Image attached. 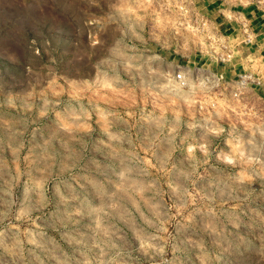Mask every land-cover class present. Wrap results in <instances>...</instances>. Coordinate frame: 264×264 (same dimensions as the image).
<instances>
[{
	"label": "rangeland",
	"instance_id": "obj_1",
	"mask_svg": "<svg viewBox=\"0 0 264 264\" xmlns=\"http://www.w3.org/2000/svg\"><path fill=\"white\" fill-rule=\"evenodd\" d=\"M252 10L257 33L264 0H0V264H264V103L205 41Z\"/></svg>",
	"mask_w": 264,
	"mask_h": 264
},
{
	"label": "built area",
	"instance_id": "obj_2",
	"mask_svg": "<svg viewBox=\"0 0 264 264\" xmlns=\"http://www.w3.org/2000/svg\"><path fill=\"white\" fill-rule=\"evenodd\" d=\"M228 20L233 39L227 38L221 32V29L209 31V39H205L209 46L211 54H214L218 62L225 66V63L232 61L231 66L233 76L227 78L225 71H222L219 80L224 86L232 101L235 102L237 108L244 110V113L254 114L257 109V102L264 103V71L261 73L254 70H244L241 67V59L253 51L257 45V35L255 29L251 27V21L239 13L229 12ZM204 27L208 28V17L202 16ZM224 69V67H222ZM189 70L187 66L176 65L174 73V81L185 84L186 73ZM241 111V112H242Z\"/></svg>",
	"mask_w": 264,
	"mask_h": 264
},
{
	"label": "crops",
	"instance_id": "obj_3",
	"mask_svg": "<svg viewBox=\"0 0 264 264\" xmlns=\"http://www.w3.org/2000/svg\"><path fill=\"white\" fill-rule=\"evenodd\" d=\"M223 11V10H221ZM253 10L249 11L247 13L242 14L243 16H245L247 19L251 20V23H253ZM258 23V21H257ZM221 29L225 30V26L223 23L219 24ZM259 29L258 32L256 33L257 35V45L256 47L253 48V51L251 53H249L248 55H246L244 58L241 59V62L243 60H246V58L249 55H252L254 58H257L258 56H261L262 59H264V29H263V25H258ZM228 29L230 30V25L228 26ZM254 29H257V26H254Z\"/></svg>",
	"mask_w": 264,
	"mask_h": 264
}]
</instances>
